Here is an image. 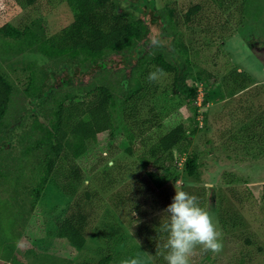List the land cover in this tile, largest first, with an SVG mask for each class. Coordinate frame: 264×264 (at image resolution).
<instances>
[{
    "label": "rangeland",
    "instance_id": "374dc122",
    "mask_svg": "<svg viewBox=\"0 0 264 264\" xmlns=\"http://www.w3.org/2000/svg\"><path fill=\"white\" fill-rule=\"evenodd\" d=\"M111 2L116 6L114 14L136 17L125 9L124 3ZM154 5L160 12L176 16L174 30L178 38L168 48L181 54L187 50L193 75H198L197 69L204 70L210 74L209 79L203 77L194 83L197 96L190 104L173 92L172 73L157 74L153 94L143 95L131 104L136 117L133 115L125 124L121 115L115 118L112 135L93 151L107 159L106 163L101 161L106 165L79 188L68 186L72 195L64 190L61 195L52 185L47 186L27 222L23 223L19 200L11 203L13 198L6 199L8 195L0 192V264H121L122 260L135 257L143 264H156L144 252L140 235L150 227L160 236L159 225L166 220L163 210L172 202L175 189L197 196L222 232V250L213 253L198 247L190 257L191 264H264V146L259 156L250 159L230 150V146L235 147L234 141L242 142L230 137L239 134L245 125V113L259 110L264 114V0H155ZM196 5L199 11L187 14ZM186 15L188 22H184ZM72 18L65 0H35L31 6L26 0H0V26L8 23L23 29L28 25L51 37L58 35ZM162 28L167 30L166 26ZM154 43L151 45L156 47ZM32 57L23 53L2 67V73L14 85L11 112L31 107L22 91L29 83L25 65ZM234 72L244 75L247 87L239 100L227 96ZM78 83L83 84V89L74 92L81 99L86 95L88 82L81 74ZM92 84L101 86L97 81ZM256 101L263 106L255 108ZM177 124L186 129V154L193 152L198 156L197 174L186 179L174 161H164L165 168L171 166V178L177 179L175 184L169 181L163 193L143 171L139 158L144 147H140L139 140L162 136ZM28 168L26 164L25 175ZM147 171L163 174L160 166L150 165ZM230 182L236 183L235 189L244 195L251 193L252 204L247 213L241 212L226 194ZM85 187L98 199L91 200L89 216L93 223L85 229L83 247L76 249L57 236L54 226L67 206L73 204L78 194L75 191L82 193ZM118 195L119 204L114 203ZM26 200L30 202L29 198ZM136 207L139 212H135Z\"/></svg>",
    "mask_w": 264,
    "mask_h": 264
},
{
    "label": "trees",
    "instance_id": "16d2710c",
    "mask_svg": "<svg viewBox=\"0 0 264 264\" xmlns=\"http://www.w3.org/2000/svg\"><path fill=\"white\" fill-rule=\"evenodd\" d=\"M141 1L126 3L125 9L136 16L132 18L114 14L116 6L111 0H65L72 12V21L58 35L51 37L28 25L23 29L13 28L8 23L0 26V192L8 195L6 199L12 197L11 203L16 198L17 202L19 200L23 223L28 221L47 186L52 185L61 195L64 191L72 195L74 193L68 186L77 189L87 178L99 172L107 159L94 152L112 135L115 118L121 115L125 124L133 119V115L136 117L131 104L141 100L143 95L153 94L157 87V74L172 73L173 92H178L190 104L197 96L194 83L202 81L203 77L209 79L210 74L204 70L197 69L198 75H193L194 66L191 64L190 67L187 50L181 54L174 48L168 51L160 45L144 44L148 33L146 24L154 15V7L153 3ZM26 3L31 6L35 0H26ZM172 35V42L175 40L176 43L178 37L174 33ZM23 53L33 56L25 65L29 83L22 91L31 107L11 112L14 85L2 73V67ZM79 74L85 75L88 82L84 89L87 90L86 95L81 99L74 92L77 88L83 89L80 87L83 84H76ZM232 79L229 95H226L239 100L247 89L243 83L244 75L234 72ZM93 81L101 86H94ZM254 105L256 108L262 104L256 101ZM244 123L239 134L230 137L234 140L240 138L239 142H242L236 144L233 140L235 147L230 146V150L243 154L245 159L255 158L264 146V114L259 110L246 112ZM131 138L135 141L132 133ZM186 142L183 124H177L162 136L150 135L146 140H139L140 147L145 148L139 158L143 171L161 192L169 181L170 184L176 182L177 177L172 179L169 173L171 166H164V161H174V155L178 159L182 153L186 155L182 168H179L186 179L197 174L198 156L193 152L186 154ZM16 148L18 150L13 153ZM26 164L30 168L25 175ZM150 165L160 166L164 175L147 171ZM174 166L177 165L174 163ZM235 187L236 183L230 182V187L225 189L226 194L237 203L241 212L247 213V207L252 204L249 200L253 197L249 192V196L244 195ZM82 191H75L78 194L73 198V204L67 206L54 226L57 236L76 249L83 247L85 229L93 223L89 216L91 200L98 199L87 187ZM115 202L119 204V195ZM199 204L202 207V202ZM155 234L150 227L143 231L140 235L142 248L156 264H166L156 254L163 243L162 234L159 237Z\"/></svg>",
    "mask_w": 264,
    "mask_h": 264
},
{
    "label": "clouds",
    "instance_id": "9594fccd",
    "mask_svg": "<svg viewBox=\"0 0 264 264\" xmlns=\"http://www.w3.org/2000/svg\"><path fill=\"white\" fill-rule=\"evenodd\" d=\"M152 74H150L151 78ZM210 187V186H209ZM164 223L159 232L163 243L159 245L166 264H191L190 257L196 248L219 253L222 250V232L211 214L200 207L199 198L175 189L172 202L163 210ZM121 264H143L138 257L124 259Z\"/></svg>",
    "mask_w": 264,
    "mask_h": 264
},
{
    "label": "flooded vegetation",
    "instance_id": "af4514ba",
    "mask_svg": "<svg viewBox=\"0 0 264 264\" xmlns=\"http://www.w3.org/2000/svg\"><path fill=\"white\" fill-rule=\"evenodd\" d=\"M121 3H124L125 5H126V2H122L121 0H119ZM136 0H134L133 2H135ZM138 1H140V0H138ZM148 3H150L151 5H152V3H153V7H154V10L152 11L153 13H154V15L153 16H151V17H149L148 18V21H147V26H149L150 24H152V23H154L155 22V20H157V19H159L160 20V23H161V25H163V26H166L167 27V30L166 31H164L163 29H165V28H162V31H164V32H162V34L164 35V36H166V37H168V38H172V41H173V39H174V36L172 35L173 33L176 35V32H175V30H174V23H176V16L175 15H173V14H171V13H168V14H166V13H162V12H160L159 10H157L156 8H155V5H154V3H155V0H146ZM130 3V2H129ZM132 3V2H131ZM199 5H196V7H194V8H192V9H190V11H188V13L187 14H189V15H193V14H196L198 11H199ZM164 19H165V21H164ZM184 22H188V16L186 15V17H185V20H184ZM168 30L170 31V33L168 32ZM177 36V35H176ZM173 43V42H172ZM78 74V73H77ZM79 76H80V74H79Z\"/></svg>",
    "mask_w": 264,
    "mask_h": 264
},
{
    "label": "water",
    "instance_id": "95a60500",
    "mask_svg": "<svg viewBox=\"0 0 264 264\" xmlns=\"http://www.w3.org/2000/svg\"><path fill=\"white\" fill-rule=\"evenodd\" d=\"M124 1H126V3H129V2L131 3L134 0H124ZM153 30H155L156 32H154ZM154 38H156V40ZM171 41H172V38H168V37L162 35V25L160 23V20L157 19L154 23H152L148 26V33H147L143 42L145 45H149V46L155 42L154 44L163 46L167 50V49H169L168 44ZM262 50L264 52V48ZM89 74H91V73H89ZM79 77L81 78V75ZM82 77H85V75H82Z\"/></svg>",
    "mask_w": 264,
    "mask_h": 264
},
{
    "label": "built area",
    "instance_id": "2783aa9c",
    "mask_svg": "<svg viewBox=\"0 0 264 264\" xmlns=\"http://www.w3.org/2000/svg\"><path fill=\"white\" fill-rule=\"evenodd\" d=\"M175 156V159H174V163L178 166V168H182V165H183V162H184V156H181L179 159L176 158V155Z\"/></svg>",
    "mask_w": 264,
    "mask_h": 264
}]
</instances>
